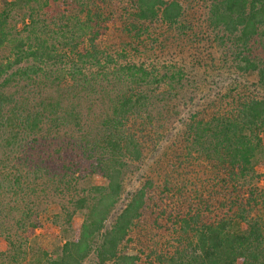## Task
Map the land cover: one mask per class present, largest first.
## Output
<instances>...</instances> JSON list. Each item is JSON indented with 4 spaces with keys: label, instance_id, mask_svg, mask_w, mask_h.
Returning <instances> with one entry per match:
<instances>
[{
    "label": "trees",
    "instance_id": "16d2710c",
    "mask_svg": "<svg viewBox=\"0 0 264 264\" xmlns=\"http://www.w3.org/2000/svg\"><path fill=\"white\" fill-rule=\"evenodd\" d=\"M182 1H2L0 264H264V0Z\"/></svg>",
    "mask_w": 264,
    "mask_h": 264
},
{
    "label": "rangeland",
    "instance_id": "374dc122",
    "mask_svg": "<svg viewBox=\"0 0 264 264\" xmlns=\"http://www.w3.org/2000/svg\"><path fill=\"white\" fill-rule=\"evenodd\" d=\"M2 1L3 0H0V9L2 6ZM182 4L184 6V15L188 22L186 24H190L192 27L197 28L199 26V23L201 22V20H203L205 16V7L200 3H194L193 1L189 0H183ZM242 80L245 82L246 85L251 86V84H255V77L251 75L245 76V78H242ZM93 183L99 184L100 180L95 178L93 179ZM261 185L264 187V180L262 181ZM51 210L52 211L50 214L52 215L55 209L52 208ZM51 221L52 220L50 219V221L46 223L47 228L37 231L39 245L47 250H50L54 245H57L63 239L62 235L57 230H55V228L52 227L53 224H51ZM78 222L79 219H76L77 225L79 224Z\"/></svg>",
    "mask_w": 264,
    "mask_h": 264
}]
</instances>
